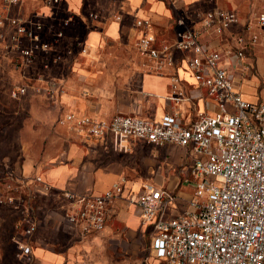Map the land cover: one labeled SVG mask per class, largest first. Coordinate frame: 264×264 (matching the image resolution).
<instances>
[{
  "label": "crops",
  "instance_id": "obj_1",
  "mask_svg": "<svg viewBox=\"0 0 264 264\" xmlns=\"http://www.w3.org/2000/svg\"><path fill=\"white\" fill-rule=\"evenodd\" d=\"M57 2L23 0L14 7L23 16L35 10L43 14L40 33L50 46L38 49L28 63L20 49L30 40L12 43L11 28L0 25V180L5 171L13 173L23 183L25 197H37L40 216L35 204L29 208L33 200L27 204L38 220L31 245L38 264H165L152 247L153 227L143 223L136 204L117 197L109 205L104 229L83 236L66 219L70 200L65 192L104 193L117 181H124V194L139 193L147 183L154 184L157 193L162 188L192 191L187 183L192 154L181 145L140 138L129 140L130 150L120 149L111 135L89 137L66 115L74 111L102 119L117 113L160 118L178 111L190 124L201 111H216L215 99L197 87L186 68L184 53H178L174 66L160 70L135 47L143 30L172 40L181 16L201 27L197 11L215 6L236 10L239 21L221 34L204 30L202 41L223 53L222 64L246 99L264 102V22L259 19L264 0ZM140 18L150 22L139 25ZM240 35L248 40L257 35L243 56L237 53L243 45ZM249 63L254 66L247 67ZM174 73L180 75L188 99L173 97ZM53 79L63 82L62 91H49ZM25 84L27 91L14 96L13 89ZM187 205L185 199H176L168 216H178ZM47 228L50 236L41 235Z\"/></svg>",
  "mask_w": 264,
  "mask_h": 264
},
{
  "label": "built area",
  "instance_id": "obj_2",
  "mask_svg": "<svg viewBox=\"0 0 264 264\" xmlns=\"http://www.w3.org/2000/svg\"><path fill=\"white\" fill-rule=\"evenodd\" d=\"M17 2L3 0L0 25L11 28L12 43H21L24 38L30 40V44L20 49L24 63H28L38 49L47 50L50 43L41 36L40 19L32 20L13 12ZM196 14L201 27L181 16L172 40L159 39L153 32L143 30L135 46L141 55L155 61V67L160 70L174 66L178 53H184L186 68L194 75L197 87L215 99L216 111H201L190 124L181 120L178 111L160 118L117 113L110 119H102L97 114L74 111L66 115L67 120L89 137L111 135L120 149L130 150L132 138L187 147L193 156L187 178L192 191L162 188L157 193L156 186L147 183L139 193L124 194V181H117L104 193L67 191L70 206L66 219L83 236L101 231L106 226L109 205L123 196L139 207L143 223L153 227L152 247L165 264H264V102L246 99L222 64L223 53L202 41L204 30L213 29L221 34L238 22L237 11L215 6ZM259 19L264 22V4ZM149 22L147 18L137 20L139 25ZM256 40L257 35L249 40L240 35L238 41L243 45L238 55L243 56L248 43ZM171 79L173 97L177 101L188 99L181 88L180 75L174 73ZM28 86L16 87L13 95L25 93ZM48 89L52 93L60 92L64 84L53 79ZM6 198L14 202V196ZM179 198L187 201V208L178 216L169 217L170 206ZM19 224L31 236L38 220L25 208ZM15 241L20 257L31 263L32 246L17 237Z\"/></svg>",
  "mask_w": 264,
  "mask_h": 264
},
{
  "label": "rangeland",
  "instance_id": "obj_3",
  "mask_svg": "<svg viewBox=\"0 0 264 264\" xmlns=\"http://www.w3.org/2000/svg\"><path fill=\"white\" fill-rule=\"evenodd\" d=\"M49 5H56L60 2L45 0ZM23 0H18L16 4L13 5H21ZM25 17H29L32 20L40 19L44 26L43 14L40 12L32 11ZM62 31H59L58 34L61 35ZM136 47V46H135ZM45 50V49H44ZM1 176V175H0ZM4 179H1L2 186H0V199L4 197L3 201H0V264H27V260L23 257H20V248L13 242L15 237L22 239L24 242L32 245V239L37 235L38 231H35L31 236L27 235L23 231V227L18 223L20 221L22 212L24 209L28 208V201H32L29 208L34 205V212L40 216V209L38 211L39 205L34 202V198L37 199L36 196H31L30 198L25 197L26 191L24 190V185L16 176H13L12 173L5 171L3 176ZM14 177V178H13ZM3 188V189H2ZM12 195L14 196V202H9L6 196ZM19 203V206L16 203ZM40 204V203H38ZM28 208V209H29ZM30 210V209H29ZM34 213V214H35ZM18 221V222H17ZM15 222H17V226H15ZM49 229H42L41 235L50 236ZM30 264H38L36 260H33ZM143 264H146L144 262Z\"/></svg>",
  "mask_w": 264,
  "mask_h": 264
}]
</instances>
